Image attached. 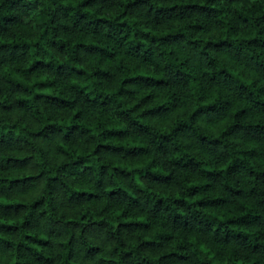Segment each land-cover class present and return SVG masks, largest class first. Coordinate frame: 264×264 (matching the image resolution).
Instances as JSON below:
<instances>
[{
  "label": "trees",
  "instance_id": "obj_1",
  "mask_svg": "<svg viewBox=\"0 0 264 264\" xmlns=\"http://www.w3.org/2000/svg\"><path fill=\"white\" fill-rule=\"evenodd\" d=\"M0 264H264V0H0Z\"/></svg>",
  "mask_w": 264,
  "mask_h": 264
},
{
  "label": "rangeland",
  "instance_id": "obj_2",
  "mask_svg": "<svg viewBox=\"0 0 264 264\" xmlns=\"http://www.w3.org/2000/svg\"><path fill=\"white\" fill-rule=\"evenodd\" d=\"M3 254H4V251L0 248V259L3 256ZM83 261L86 262L87 264H92V258H86V259L84 258Z\"/></svg>",
  "mask_w": 264,
  "mask_h": 264
}]
</instances>
